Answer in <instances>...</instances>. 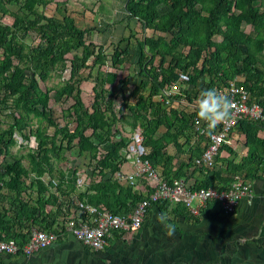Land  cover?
<instances>
[{"label": "trees", "instance_id": "1", "mask_svg": "<svg viewBox=\"0 0 264 264\" xmlns=\"http://www.w3.org/2000/svg\"><path fill=\"white\" fill-rule=\"evenodd\" d=\"M42 2L0 0L1 17H12L9 24L0 20V239L10 240L1 234L18 227L16 238L15 232L10 238L22 247L32 228L58 232L67 220L65 211L78 209L73 197L82 205L102 207L100 210L113 217L125 218L146 200L142 224L152 207L162 210L172 205L151 201L153 187L145 197L136 191L135 181L150 182L146 177L136 178L133 184L118 177L128 163L123 152L136 129L145 148L142 159L158 168L167 184L184 179L190 190L225 191L237 178L264 174L261 124L239 121L234 143L245 151V157L230 161L234 143L224 145L212 167L194 166L205 140L193 129L200 92L215 88L228 96L236 78L250 102L264 111V0H127L129 16L142 27L170 36L169 41L135 37L139 48L136 74L129 70L133 63L128 46L122 48L119 43L107 54L102 45L87 42L85 31L77 29L72 19L44 18L29 10V4ZM10 6L17 8L11 12ZM160 6L165 7L163 14ZM32 36L36 44L29 47L25 40ZM64 72L67 78L51 97L43 84L53 73ZM180 73L189 80L169 96L168 107L165 93ZM50 100L56 105L71 103L62 111V126L51 117ZM32 119L38 120L34 129ZM39 120L53 128L51 135L45 134ZM3 123H7L5 129ZM59 134L60 142L56 140ZM191 134L197 145L191 144ZM15 136L24 143L34 137L36 148L28 149L26 155L13 154L18 144ZM170 145L177 154L187 153L185 163L174 164L176 157L166 150ZM66 162L74 167L64 169L62 163ZM192 167L203 178L191 184L186 174ZM44 176L49 178L46 184ZM53 182L60 199L50 193ZM47 205L52 207L49 212ZM176 208L186 211L182 204ZM87 215L85 211L80 217Z\"/></svg>", "mask_w": 264, "mask_h": 264}, {"label": "crops", "instance_id": "2", "mask_svg": "<svg viewBox=\"0 0 264 264\" xmlns=\"http://www.w3.org/2000/svg\"><path fill=\"white\" fill-rule=\"evenodd\" d=\"M126 4L127 0H43L42 4L32 6L29 4V10L44 18L60 21L63 18L72 19L77 29L85 31L84 37L87 41L102 45L107 54L119 43L122 48L128 46L133 63L130 67L132 72L134 67H137L135 62L139 58L135 37L144 40L156 37L158 41L161 39L169 41L170 36L160 32L154 33L152 29L142 27L140 21L129 16ZM164 11L165 7L160 6L159 13L163 14ZM145 53L147 54V48ZM170 60L167 58V61ZM138 70L139 68L132 74H136ZM235 133L236 131H234L236 139L238 136ZM191 136L193 137L191 144L197 145L198 141L193 134ZM33 139L35 140L34 137ZM203 144L202 141L200 146ZM232 147L235 154L230 156V161H238L245 157V151L238 145L235 146L234 143ZM166 150L169 155L176 157L174 162L176 166L186 162L187 153L177 154L171 145ZM123 154L128 163L123 165L122 173L132 174L131 158L126 150ZM222 154L228 155L226 151H222ZM62 165L64 169L74 167L72 162ZM67 176L71 177V173L67 172ZM186 176L191 184L192 181L203 178V175L193 167ZM241 178L237 179L247 184L248 192L243 195L232 214H223L217 204L212 202L208 203L195 218L191 217L187 210L176 208V205H169L162 210L152 207L139 230L113 232L102 251H92L72 235L63 232L56 243L29 256L21 252L0 255V264H264V174L253 179ZM42 180L45 184L49 182L47 176ZM135 183L136 191L144 197L152 188V183L145 180L138 179ZM55 186L53 182L50 193L60 199L61 196H57ZM34 198L35 194L31 196L32 200ZM73 200L77 199L73 197ZM4 207L8 208L7 204ZM51 209V205L46 206V212ZM65 212L66 219L80 215L79 210L73 207ZM162 212L167 213L169 223L178 226L172 236L166 235L163 225L156 219ZM14 228L1 236L14 240L10 235L15 232L13 236L16 238L19 232L18 227ZM62 229L63 227H60L59 231Z\"/></svg>", "mask_w": 264, "mask_h": 264}, {"label": "built area", "instance_id": "3", "mask_svg": "<svg viewBox=\"0 0 264 264\" xmlns=\"http://www.w3.org/2000/svg\"><path fill=\"white\" fill-rule=\"evenodd\" d=\"M189 78L186 74L180 73L178 79L165 93V105L169 106V96L178 92L184 87ZM238 80L237 78L235 81ZM231 82L228 88V97L233 103L232 119L228 122L218 124L213 130H207V124L198 117L194 118L193 129L195 134L202 136L205 140L204 150L201 155L194 159V166L212 167L214 158L222 146H232L235 141L234 130L239 121L245 119L261 124L264 129V111L255 102H250L247 91L239 82ZM127 155L131 158L133 172L126 177L118 175L119 179L128 180L131 184L136 178L146 177L152 183L153 193L149 195L151 201H168L172 205L182 204L193 218L198 217L200 211L210 202L217 204L223 214H232L238 206L239 201L248 192V186L243 180L237 179L231 183L230 189L218 191L216 189L190 190L184 179L173 180L172 183L163 182L160 171L154 168L150 161L143 160L145 148L142 144V137L139 129L132 132L130 142L126 148ZM81 180H77L80 185ZM80 215L87 212V216L69 218L62 225L63 229L56 232H44L37 228L30 230L28 241L22 246L14 240L0 239V255H14L23 253L31 255L36 251L46 249L59 240L63 232L72 235L77 241L87 246L92 251H102L107 245L108 239L114 230L127 232L137 231L145 214L148 203L142 201L138 204L133 215L128 218L111 216L107 211L85 206L75 200ZM95 216H91L94 215Z\"/></svg>", "mask_w": 264, "mask_h": 264}, {"label": "clouds", "instance_id": "4", "mask_svg": "<svg viewBox=\"0 0 264 264\" xmlns=\"http://www.w3.org/2000/svg\"><path fill=\"white\" fill-rule=\"evenodd\" d=\"M197 105V116L207 124L208 131L213 130L218 124L232 119V100L215 88L202 90ZM156 219L159 224L163 225L166 235L172 236L176 233L178 226L175 223L168 222L169 217L166 212L160 213Z\"/></svg>", "mask_w": 264, "mask_h": 264}, {"label": "rangeland", "instance_id": "5", "mask_svg": "<svg viewBox=\"0 0 264 264\" xmlns=\"http://www.w3.org/2000/svg\"><path fill=\"white\" fill-rule=\"evenodd\" d=\"M15 11V9L13 8V7H11L10 6V11L11 12H13V11ZM8 16H6V17H1V15H0V20L1 19H5V21H6V23H11V21H12V17L10 16V14H7ZM4 21V20H3ZM34 37L35 36H32V38H28V39H26L25 41H26V44L27 45H29V47H31V46H34V44H36V39H34ZM86 41H87V38H86ZM88 42V41H87ZM130 70V73H134V71L135 70H137V67H134V71H132L131 72V69H129ZM129 70H128V73H129ZM128 73H126V74H128ZM125 74V73H124ZM119 76L120 77H123V76H121V74H119ZM67 78V72H64L62 75H60V73H53L51 76H50V78L43 84L45 87H47L50 91H51V93H50V95H51V97H52V95H53V91L55 90V89H57L58 87H60L61 85H62V83H63V81L65 80ZM135 79H136V81H135ZM133 81L134 82H138V79L137 78H134V76H133ZM135 83V84H136ZM36 88H38V86L36 87ZM87 89H89V87L87 86L86 88H85V86L83 87V90H84V92L85 93H89L88 92V90ZM82 90V91H83ZM71 105V103L69 102V101H67L66 103H64V104H61V105H56L54 102H53V100H50L49 101V104H48V108H49V110H50V113H51V117H52V119L57 123V124H59V125H63V120H62V111H64V110H66L69 106ZM37 119H32V124H34V126H33V129H34V127H37V126H39L38 124H37ZM39 123H40V127H42V129H44V130H46L45 131V134H47V135H51L53 132V128H49V126H47V123H45V121H41V120H39ZM6 126H7V123H3L2 124V129H5L6 128ZM32 129V128H31ZM61 137V135L59 134V136L56 138V140L58 141V142H60L59 140L61 139L60 138ZM15 138V140L17 141V146L16 147H14L13 149H12V153L13 154H17V155H26L27 153H28V149H35L36 148V142H35V140L33 139V137H30L29 138V141L28 142H22L21 140H19V137H17V136H15L14 137ZM20 141V142H19ZM19 144L21 145H24L25 147H23V148H20L19 147ZM0 160H1V158H0ZM7 160H9L10 161V159L9 158H7ZM24 165H27V163L24 161Z\"/></svg>", "mask_w": 264, "mask_h": 264}]
</instances>
